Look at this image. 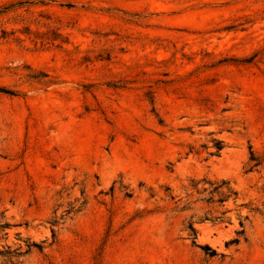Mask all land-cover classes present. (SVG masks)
Here are the masks:
<instances>
[{"label":"rangeland","instance_id":"1","mask_svg":"<svg viewBox=\"0 0 264 264\" xmlns=\"http://www.w3.org/2000/svg\"><path fill=\"white\" fill-rule=\"evenodd\" d=\"M0 264H264V0H0Z\"/></svg>","mask_w":264,"mask_h":264},{"label":"trees","instance_id":"2","mask_svg":"<svg viewBox=\"0 0 264 264\" xmlns=\"http://www.w3.org/2000/svg\"><path fill=\"white\" fill-rule=\"evenodd\" d=\"M215 194H217L218 196L221 197V200H219V202L221 203V202L226 201L230 197V195H233V192L231 190H229V189H227V192L226 193L221 192L220 190H216ZM230 243L231 244L232 243H238V240H234L233 242H230Z\"/></svg>","mask_w":264,"mask_h":264}]
</instances>
